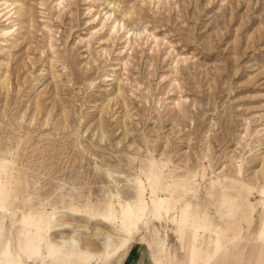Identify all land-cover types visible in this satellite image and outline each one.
Instances as JSON below:
<instances>
[{"label":"rangeland","instance_id":"1","mask_svg":"<svg viewBox=\"0 0 264 264\" xmlns=\"http://www.w3.org/2000/svg\"><path fill=\"white\" fill-rule=\"evenodd\" d=\"M0 81L4 264L107 263L143 205L187 197V231L171 206L125 247L162 236L211 264L196 218L223 233L219 262L264 264V0H0ZM44 212L39 241L24 216Z\"/></svg>","mask_w":264,"mask_h":264},{"label":"bare ground","instance_id":"2","mask_svg":"<svg viewBox=\"0 0 264 264\" xmlns=\"http://www.w3.org/2000/svg\"><path fill=\"white\" fill-rule=\"evenodd\" d=\"M20 5L22 7L23 3H21ZM22 12L25 13V11H22ZM124 16H126V15L124 14ZM12 31H13L12 28H8V29L4 30L2 33L4 34V36H10ZM5 85H6V81H0V88H4ZM263 172L264 171L262 170V172L260 174H263ZM4 178H5L4 172H3V170H1L0 171V213L5 212V209H4L5 206L14 205L13 203L15 202V199L12 197V193L5 188L6 181L3 180ZM146 181L147 182L145 183L143 180H140L138 183L139 184V190H138L139 198L141 200L145 197V195H147L148 192H151V193L155 192V188L157 187L156 185H158V183H159V176L157 175V173H153L151 177L146 178ZM10 201H11V204L9 203ZM227 201L228 200L226 198H224L223 203H222V207H223V205L225 206L227 204L226 203ZM153 204H154L153 212H151V208H150L149 204H145V205L140 204V205H143V207L140 209V211H139L140 213H139L138 217L131 220V222L129 224L130 226L128 227V232L123 234V236L126 237V239H124L125 241H122V243L118 246H114L112 241H111V238L109 236H107V237H105V240H102V243H101L102 249L100 250V253L108 256L109 257V258H107L108 260H110V258L112 256H119L120 254L124 253L126 251V248H127L125 246L127 245L128 242L131 243L133 235L137 234L139 232L140 226H142L143 224H148V222L150 221L149 216H152L153 218H158V219L162 218L164 214H165V216H168L170 213H169L167 208H171V206L177 207V215H176L177 226L180 229H183L184 232L187 231L186 229H188V223L192 220V217H194L193 207L190 204V198L187 197L183 202L178 204L179 206L172 203V198L171 199H169V198L161 199L160 198L159 201H157V202L153 201ZM112 207H114V205H112ZM124 210L127 211L126 215H128V217L130 215L129 214L130 213L129 207L123 206L121 209V212H120V218L122 221H125V219H126V216L124 214V212H125ZM114 212H118L116 208L114 209ZM55 215H56L55 212L51 213V214L44 212L42 217L39 220H36L34 216L25 214L24 221H25L26 225H27V223L31 225V227L33 228V231L36 232L38 240L41 241L45 237V234L42 232V229L51 230V229L58 226L57 222H56ZM0 218H1L0 219V227H2V220L5 218V215H3V214L0 215ZM262 220L264 221V211L262 212ZM210 228H211L210 225L200 223L195 218L194 233L197 235L194 237L203 238L204 236L209 235V234H212L215 237H219V235H217V234L223 235V233L221 231H219L220 229L215 230L213 233ZM50 243H51V241H50ZM25 244L26 245H24L25 246L24 248H26L27 252L28 251L31 252L32 249L36 248V245L33 242H26ZM219 246H220L219 244H215L214 249L219 247ZM7 250H8L7 252L12 255L9 246H8ZM59 253H62V251ZM18 258H19V260H17L14 256H12L10 259L12 260L11 262H14L15 261L14 259H16V261H18V264H22V262L20 260L21 259L20 256Z\"/></svg>","mask_w":264,"mask_h":264},{"label":"crops","instance_id":"3","mask_svg":"<svg viewBox=\"0 0 264 264\" xmlns=\"http://www.w3.org/2000/svg\"><path fill=\"white\" fill-rule=\"evenodd\" d=\"M216 238V244H219L220 246L214 249V256H212L211 264H217L222 257L231 255L229 248L226 249L224 241H218L219 237ZM133 239H135L133 244H146L149 249H147V247L144 248L143 246L141 247L140 245H137L133 247V250H131L132 247L129 245L124 253L103 264H192L191 260L193 261L195 259L193 258L194 254L191 252L189 253V251L188 253L184 252V256H182V258L179 257L178 252L180 251V247L173 246L171 242L165 241L162 236H143L141 241H136L137 237ZM259 243V245L262 246L264 244V240H260ZM186 260H188V263H185ZM202 260L204 261V264H208L206 256H204ZM0 264H4L1 250ZM218 264H222V262H219Z\"/></svg>","mask_w":264,"mask_h":264}]
</instances>
